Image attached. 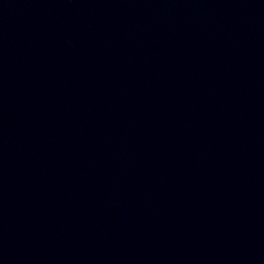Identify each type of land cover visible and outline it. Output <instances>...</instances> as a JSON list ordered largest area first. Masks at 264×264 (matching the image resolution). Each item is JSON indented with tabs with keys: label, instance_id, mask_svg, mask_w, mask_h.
<instances>
[{
	"label": "water",
	"instance_id": "water-1",
	"mask_svg": "<svg viewBox=\"0 0 264 264\" xmlns=\"http://www.w3.org/2000/svg\"><path fill=\"white\" fill-rule=\"evenodd\" d=\"M0 264H264V0H0Z\"/></svg>",
	"mask_w": 264,
	"mask_h": 264
}]
</instances>
